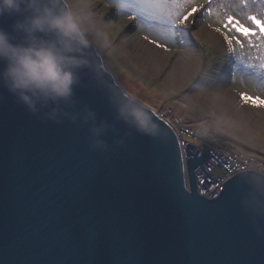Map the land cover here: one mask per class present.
<instances>
[{
	"label": "water",
	"instance_id": "water-1",
	"mask_svg": "<svg viewBox=\"0 0 264 264\" xmlns=\"http://www.w3.org/2000/svg\"><path fill=\"white\" fill-rule=\"evenodd\" d=\"M19 18L0 16L14 43ZM85 55L93 67L79 73L76 110L112 126L107 151L90 148L88 125L38 119L0 85V264H264V215L242 205L236 183L261 173L198 193L205 151L187 143L184 160L169 124L136 99L158 133L130 129L115 100L131 96L96 48Z\"/></svg>",
	"mask_w": 264,
	"mask_h": 264
},
{
	"label": "rangeland",
	"instance_id": "rangeland-1",
	"mask_svg": "<svg viewBox=\"0 0 264 264\" xmlns=\"http://www.w3.org/2000/svg\"><path fill=\"white\" fill-rule=\"evenodd\" d=\"M76 2L103 20L107 46L97 51L131 97L157 114L167 111L202 124L212 138L264 151V24L258 27L248 18L264 21V0H175L179 8L172 6L174 0H163L162 7L144 0ZM193 7L198 11L186 23L175 22ZM228 16L254 34L226 28ZM213 92L220 93L215 101Z\"/></svg>",
	"mask_w": 264,
	"mask_h": 264
},
{
	"label": "clouds",
	"instance_id": "clouds-1",
	"mask_svg": "<svg viewBox=\"0 0 264 264\" xmlns=\"http://www.w3.org/2000/svg\"><path fill=\"white\" fill-rule=\"evenodd\" d=\"M5 15L20 17L12 25L20 40L14 43L16 37L0 28V61L5 63L0 85L38 119L58 125L66 120L88 125L90 148L107 151L109 145L103 137L112 126L97 121L96 113L87 106L76 110L75 99L80 71L93 67L86 51L107 46L103 20L76 0H0V16ZM211 95L215 101L220 93ZM115 104L118 118L130 129L157 135L151 115L134 98L125 93ZM211 114L215 117V112ZM215 123V119L209 122V127ZM130 134L125 133V138ZM116 143L123 144L124 139ZM247 180L250 191L241 203L264 215V174L249 175ZM186 185L189 188L187 172Z\"/></svg>",
	"mask_w": 264,
	"mask_h": 264
},
{
	"label": "built area",
	"instance_id": "built-area-1",
	"mask_svg": "<svg viewBox=\"0 0 264 264\" xmlns=\"http://www.w3.org/2000/svg\"><path fill=\"white\" fill-rule=\"evenodd\" d=\"M157 114V113H156ZM164 119L174 131L178 138L179 146L187 159L186 144L190 143L205 151L207 157L194 172L196 191L208 197H215L219 194L225 184V178L244 170L251 169L264 174V154L246 151L230 142H223L220 139L208 135L204 126L187 123L183 117L171 115L167 111L157 114ZM167 116V118H164ZM188 137L197 142H190ZM219 185V191L216 189Z\"/></svg>",
	"mask_w": 264,
	"mask_h": 264
},
{
	"label": "snow or ice",
	"instance_id": "snow-or-ice-1",
	"mask_svg": "<svg viewBox=\"0 0 264 264\" xmlns=\"http://www.w3.org/2000/svg\"><path fill=\"white\" fill-rule=\"evenodd\" d=\"M144 2L146 4H149V5L153 6V7H162V6H164L163 0H144ZM172 6L177 7V8L182 7V5L179 4L178 2H175V0H174V3H173ZM196 11H198V8L197 7H193L191 12H189L187 15H184L183 17L177 18V20L175 22L179 23V24L186 23L187 20L189 19V17L192 15V13H194ZM248 18L254 24H256L258 27L261 24H264V21L258 20L256 16H249ZM232 25H235V30L240 32L244 36H249L250 34H254V33H250V30L248 28L244 27L243 25H241L239 23V21L234 20V18L232 16H228L227 17V22L225 24V27L228 28L229 26H232ZM216 31H220V29H216ZM260 32H261V35L264 36V28H261ZM145 39H147V37H145ZM225 39L227 40V42L229 44L232 43V39L229 38L227 35H225ZM237 43H239V41H237ZM157 46L158 47H162V45H157ZM262 67H264V65H262ZM241 97H242V99H245L246 101L249 99V97L246 94H244V93L241 94ZM261 103H264V101H262ZM247 177H248L247 174L238 175L236 177V183H237L238 186H240L239 190L237 192V197H238V200H240V201H242V198L247 194V191L242 187L243 185H247L249 187ZM229 179H232V178L229 177ZM215 187H216L217 191H219V185H216Z\"/></svg>",
	"mask_w": 264,
	"mask_h": 264
},
{
	"label": "bare ground",
	"instance_id": "bare-ground-1",
	"mask_svg": "<svg viewBox=\"0 0 264 264\" xmlns=\"http://www.w3.org/2000/svg\"><path fill=\"white\" fill-rule=\"evenodd\" d=\"M143 40V39H142ZM152 64L154 65V66H156L157 64H155V61L154 62H152ZM184 74L185 73H183L180 77H184ZM176 79V77L175 76H173L172 77V80H175ZM234 141H236V142H239V140L237 139V138H235V139H233ZM240 143H242V141H240ZM239 143V144H240ZM241 145V144H240ZM246 146H244L243 148H245ZM248 149L249 150H252V151H255L256 153H258V154H264V151L263 150H255V149H253L252 147H248ZM181 153H182V156H183V158H184V154H183V152L181 151ZM185 153H186V155H187V150L185 151Z\"/></svg>",
	"mask_w": 264,
	"mask_h": 264
}]
</instances>
